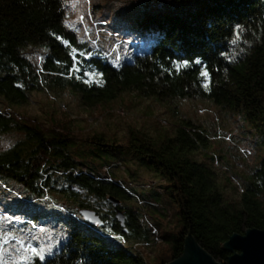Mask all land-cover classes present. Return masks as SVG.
Listing matches in <instances>:
<instances>
[{"label":"trees","instance_id":"16d2710c","mask_svg":"<svg viewBox=\"0 0 264 264\" xmlns=\"http://www.w3.org/2000/svg\"><path fill=\"white\" fill-rule=\"evenodd\" d=\"M68 2L0 0V134L22 135L0 149V226L44 248V260L27 252L26 264H150L133 241L160 247L166 255L153 258L169 264L189 235L225 264L232 235L264 230V158L240 190L229 176L219 181L206 131L189 118L169 133L129 126L121 137L82 135L63 110L41 120L18 108L34 93L61 90L89 109L124 93L196 97L243 112L264 145V0H171L129 11L131 28L111 26L125 44L111 58L68 26ZM138 174L152 178L150 189L132 185ZM110 197L120 201L124 225ZM84 209L99 222H88ZM168 222L177 226L162 232ZM18 257L6 253L5 264Z\"/></svg>","mask_w":264,"mask_h":264},{"label":"rangeland","instance_id":"374dc122","mask_svg":"<svg viewBox=\"0 0 264 264\" xmlns=\"http://www.w3.org/2000/svg\"><path fill=\"white\" fill-rule=\"evenodd\" d=\"M170 1L91 0L89 3L88 0H69L67 24L77 31L81 40L88 41L96 49L110 53L111 58L112 55L117 56L121 46L125 45L121 43L120 38H117L121 35L111 26L131 28L134 15L128 14L129 11L160 10L170 6ZM81 17H83L82 21ZM122 21L123 24L120 25ZM114 46L118 47L117 51ZM34 59L38 60L39 56L36 55ZM3 109L6 108L3 106ZM62 110L74 119L78 126L75 130L78 129L81 132L79 134L82 135L100 130L109 136L116 133L118 137H121L129 126L154 132L163 128L169 133L173 124L181 122L182 118H189L206 131L209 144L207 153L214 155L217 159L213 162V166L217 169L219 181L224 183L227 181L225 177L229 176L231 182L239 186L240 190L242 178L249 177L254 171L256 162L264 158V145L259 139L258 131L247 120L243 112L227 109L224 111L212 102L196 97L161 101L154 97H141L136 93H124L111 101L110 105L89 109L82 106L78 98L69 90H61L54 93H34L29 103L18 108L19 112H27L41 120L49 116L61 118L60 111ZM21 137L22 135L17 133L0 134V149L8 148ZM201 156L203 155L195 158L201 161L204 159ZM139 175L132 177L135 179L132 185L140 190L144 187L150 189L154 183L152 178L150 176L141 178ZM226 186L228 193L233 192L232 187L228 184ZM146 215L147 213L144 220L148 222L150 217ZM172 215L173 221H176L178 217L175 212ZM151 216L159 220L158 215ZM164 223L160 226L162 232L177 226L176 222L175 224L173 222ZM30 244L34 246L32 242ZM133 244L141 249L150 264H160L153 258L163 254L159 251L160 247L143 246L134 241ZM162 249L165 250V248Z\"/></svg>","mask_w":264,"mask_h":264},{"label":"water","instance_id":"95a60500","mask_svg":"<svg viewBox=\"0 0 264 264\" xmlns=\"http://www.w3.org/2000/svg\"><path fill=\"white\" fill-rule=\"evenodd\" d=\"M116 210V217L124 225V215L118 209L120 201L114 197L109 198ZM81 215L90 222L98 223L99 218L90 209L81 211ZM225 249L231 255L225 264H264V230L258 228L248 229L244 234H234L225 243ZM169 264H223L202 248L196 240L189 235L186 238L182 256Z\"/></svg>","mask_w":264,"mask_h":264},{"label":"snow or ice","instance_id":"6c2138e0","mask_svg":"<svg viewBox=\"0 0 264 264\" xmlns=\"http://www.w3.org/2000/svg\"><path fill=\"white\" fill-rule=\"evenodd\" d=\"M88 2L91 3V0H88ZM80 19L82 21L83 17H81ZM65 43L67 44V41H65ZM80 54L85 55L86 53H80ZM173 63L177 64V67H178L179 63L188 65L190 62L187 60H184V61L173 62ZM195 63L199 64L201 62L197 60L195 61ZM85 75L95 76V74H92V73H86ZM201 75L206 76L207 73L202 71ZM2 219H4V217H0V220ZM8 219L11 221V217H8ZM32 239H37V238L32 237ZM27 252H30L33 257H38L39 260L45 259L44 248L34 247L23 236L17 235L15 233L5 232L3 227L0 226V264H5L4 256L6 253L9 256H15L17 253H20V257H18L19 264H26L28 257L24 254ZM9 264H16V261L12 260L9 262Z\"/></svg>","mask_w":264,"mask_h":264},{"label":"clouds","instance_id":"9594fccd","mask_svg":"<svg viewBox=\"0 0 264 264\" xmlns=\"http://www.w3.org/2000/svg\"><path fill=\"white\" fill-rule=\"evenodd\" d=\"M117 50V49H116Z\"/></svg>","mask_w":264,"mask_h":264}]
</instances>
